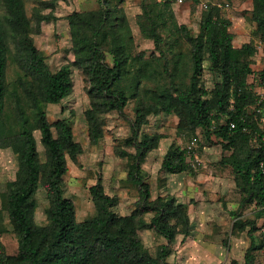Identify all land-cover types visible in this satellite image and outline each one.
Instances as JSON below:
<instances>
[{
    "label": "trees",
    "instance_id": "1",
    "mask_svg": "<svg viewBox=\"0 0 264 264\" xmlns=\"http://www.w3.org/2000/svg\"><path fill=\"white\" fill-rule=\"evenodd\" d=\"M3 2L6 15H0V148H11L19 162L17 177L9 183L5 201L19 247L16 254H8L0 243V264H175L168 260L169 244L179 233L189 235L187 205L177 202L174 196L152 199L150 183L142 170L148 153L159 143V136L142 132V126L149 121V115L161 112L176 113L181 129L201 127L208 136L217 134L222 138L224 146L232 149L223 161L232 166L244 201L255 203L258 217L264 216V173L260 169L264 127L259 121L264 111H255V84L249 81L251 75L255 81L259 77L264 81V68L253 69L254 45L233 44L231 19L223 15L224 6L209 3L202 13L199 32L193 34L186 24L178 23L174 0L143 2L137 18L142 34L155 44L156 51L149 56L136 49L137 38L125 8L113 0H99L97 8L74 10L67 15L74 59L52 70L47 55L36 45L25 1ZM227 2L230 4H222ZM52 18V13L41 17ZM252 20L254 34L264 41V0H253ZM40 30L39 22L36 32ZM176 32L189 43L187 53L176 50ZM10 36L16 40L19 63L27 78H20L21 86L30 97L35 115L34 124L21 95L15 92L17 128L8 125L6 115ZM205 61L222 76L212 90L201 83ZM74 65L89 81L92 106L86 110V118L93 142L104 135L101 114L124 112L129 101L135 100L136 116L126 139L135 151H120L131 158L128 178L140 191L138 205L130 214L115 211L118 198L106 192L101 178L90 187L96 207L90 217L79 221L75 201L66 196L68 156L75 160L82 145L75 139L71 122L51 121L45 105L58 104L72 93ZM162 80L167 83L149 86ZM231 122L235 127H230ZM36 128L41 132L45 160L40 156ZM254 138L257 143L252 145ZM192 158L187 149L172 147L163 158L162 168L180 173L188 169ZM41 185L50 202L46 224L35 220L36 194ZM148 213H152L150 218ZM2 223L0 210V232ZM240 223L250 226L251 245L243 262L233 259L230 264H259L255 253L259 245L253 236L257 223ZM142 227L154 228L167 243L153 253L138 233ZM262 234L264 243V230Z\"/></svg>",
    "mask_w": 264,
    "mask_h": 264
},
{
    "label": "rangeland",
    "instance_id": "2",
    "mask_svg": "<svg viewBox=\"0 0 264 264\" xmlns=\"http://www.w3.org/2000/svg\"><path fill=\"white\" fill-rule=\"evenodd\" d=\"M24 1L36 45L47 55L50 68L57 70L61 65L72 61L74 54L67 15L74 10L97 8L99 0ZM113 1L123 6L128 14L137 38L136 49L145 51L150 56L156 51L155 44L153 39L142 34L137 17L142 12L143 2L155 0ZM224 1H230L229 6L223 7L222 13L231 19L230 31L235 36L233 44L237 47L244 43L254 45L256 52L253 56V69H263L264 41L254 34L253 0H185L183 3H174L173 10L178 23L186 24L193 34H197L205 10L204 3ZM49 13L54 18L41 19ZM0 15H6L3 0H0ZM39 22L41 30L36 32ZM174 36L176 50L187 53L190 45L186 39L177 32ZM8 46L7 123L10 127H19L15 101V92H18L30 120L35 124L30 97L21 86L20 78H27L19 63L18 48L13 36L9 37ZM204 66L201 83L208 90H212L222 80V76L209 67L208 61L204 62ZM73 78L74 88L70 95L58 104L45 105L51 121L66 119L71 122L75 139L82 145V152L75 160L68 156L66 196L75 201L79 221L90 217L96 212L90 187L101 178L106 192L118 198L115 211L120 215L130 214L138 205L140 191L128 178L131 158L121 155L120 151H135L126 142L131 135V122L136 116L135 100L129 101L124 112L113 110L101 114L104 135L98 142H93L89 136V123L86 118V110L92 106V98L88 93L89 81L76 65L73 66ZM249 81L255 87L264 82L260 77L255 81L253 75ZM158 83L163 85L167 82L162 80L155 84L149 83V86L156 88ZM262 118L259 121L261 127H264V116ZM148 119L142 126V132L159 136L157 147L150 150L142 164V170L150 183L152 199L160 195L174 196L177 202L187 205L191 221L189 235L184 237L183 233H179L176 240L169 244L171 253L168 260L175 264H230L233 259L243 262L251 245L252 235L249 234L250 226L242 225L240 221L254 220L258 228L253 236L259 245L255 250L256 261L264 264V216L258 217L259 208L255 203L244 201V193L236 182L232 166L223 161V157L229 155L232 149L226 148L217 134L208 136L201 127L195 130L179 128V117L176 113L151 114ZM34 132L41 159L45 160L41 132L37 128ZM256 143L255 138L251 140L252 145ZM172 147H183L193 155L190 166L183 172L171 173L162 168L163 158ZM18 168L19 162L14 151L11 148H0V210L3 214L0 243L2 250L8 254H16L19 247L16 231L5 208L9 183L16 179ZM36 200L35 220L38 224H46L49 222L46 210L50 202L43 185L38 189ZM151 216L152 213L147 214L148 218ZM138 233L153 253L157 252L160 245L167 243V239L154 228L142 227Z\"/></svg>",
    "mask_w": 264,
    "mask_h": 264
},
{
    "label": "built area",
    "instance_id": "3",
    "mask_svg": "<svg viewBox=\"0 0 264 264\" xmlns=\"http://www.w3.org/2000/svg\"><path fill=\"white\" fill-rule=\"evenodd\" d=\"M176 3H183L185 0H174ZM220 6L227 7L229 6V2H227L225 5L222 3H218ZM209 6V3H204V7L207 8ZM254 92L256 94V105L254 107L255 111L257 113H263L264 111V83H262L259 86H256L254 88ZM262 115V114H261ZM259 120H263L262 116ZM230 127L233 128L235 127V122H231ZM260 169L264 173V159L260 162Z\"/></svg>",
    "mask_w": 264,
    "mask_h": 264
}]
</instances>
